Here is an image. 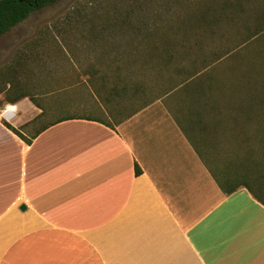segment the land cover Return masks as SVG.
I'll return each mask as SVG.
<instances>
[{
	"label": "crops",
	"instance_id": "1",
	"mask_svg": "<svg viewBox=\"0 0 264 264\" xmlns=\"http://www.w3.org/2000/svg\"><path fill=\"white\" fill-rule=\"evenodd\" d=\"M83 77V112L21 132L30 144L6 123L19 130L11 120L26 108L34 118L74 111V73L66 91L35 96L65 107L24 98L9 121L0 108V264H264V206L218 186L199 153L212 130L171 94L133 107Z\"/></svg>",
	"mask_w": 264,
	"mask_h": 264
},
{
	"label": "rangeland",
	"instance_id": "2",
	"mask_svg": "<svg viewBox=\"0 0 264 264\" xmlns=\"http://www.w3.org/2000/svg\"><path fill=\"white\" fill-rule=\"evenodd\" d=\"M242 8L244 13H236ZM238 15V19L229 18ZM263 16L264 0H58L0 37V91L9 89L11 78L5 73L18 59L22 61L17 64L16 78L22 84L18 94L39 96L66 91V81L74 73V111L64 108L60 111L65 113L53 114L46 109L36 120L26 108V120H11L23 125L19 130L27 137L52 122L83 112V95L90 93L81 82L86 72L94 75L96 83L91 87L96 94L114 86L124 105L143 107L171 94V105L178 108L173 93L184 90L181 87L192 75L204 71L203 63L210 65L218 56L224 57L225 51H234L242 43L239 34L258 26L264 28ZM204 20L211 26H204ZM256 41L243 60L250 58L257 67L253 71L245 67L246 80L252 81L242 91L246 93L251 87L264 95V37ZM188 52L193 58H185ZM232 55L214 62L190 83L215 71L217 82L226 83L232 95L231 89L237 91L244 78L240 61L239 66L234 61L228 64V74L222 70L226 66L222 63L229 62ZM8 92L0 94L2 109L6 108ZM36 100L47 108L65 107L55 98L51 102ZM22 113L17 110L18 116Z\"/></svg>",
	"mask_w": 264,
	"mask_h": 264
},
{
	"label": "trees",
	"instance_id": "3",
	"mask_svg": "<svg viewBox=\"0 0 264 264\" xmlns=\"http://www.w3.org/2000/svg\"><path fill=\"white\" fill-rule=\"evenodd\" d=\"M57 1L0 0V37L9 33L32 14L43 10ZM235 11L238 14L244 13L245 8ZM231 17L238 19L239 15L230 16L229 18ZM262 18L264 20V16ZM206 22H204V26H211L210 22ZM244 26L246 27L245 24ZM209 32L210 30L205 34V38H207L206 35ZM263 32L264 28L258 26L254 30H249L247 34H239L242 43L234 51L240 49V52L234 54V51L230 49L223 54L224 57L233 54L229 62L226 60L222 63L223 66L226 65L222 70H226L227 74L229 72L227 69L228 64L233 61L237 66H239L238 61H240V67H243L241 74L244 78L241 77L240 86L236 87L237 91H234L233 88L231 89L232 95L228 94L225 86L226 83L220 84V82H217L214 75L215 71L209 73L204 78H200L198 81L190 83L196 77L201 76L202 72L212 68L214 62H221L224 57L220 55L210 65L203 63L204 71L201 70L192 75L185 86L181 87L184 90L180 92L176 90L175 96L178 98V108L184 109L187 114H192L189 117L190 119H195V121H191V124L200 126L203 131L212 130L210 133L211 139H204V144L200 146L199 153L218 186L228 195L242 188L247 189L252 197L264 206V95L259 90L255 91L253 88L250 90L251 87L249 90H246L247 92L245 91L246 93L242 91L243 88L245 89L244 85L247 84L248 88L250 86L249 82L252 81V79L251 81L246 80L249 77L245 74V67L251 71L257 67L252 59L249 58L245 62L243 58L247 57L246 54L253 48L251 43L258 38L263 39ZM246 44L247 46H245ZM193 56L191 52H188L185 58H193ZM235 57H237L236 60ZM174 58L175 56L170 57V59ZM203 60L206 62L207 57L205 56ZM15 63V66L11 67V71L8 69L5 73L6 76L9 75V78H11V81L7 82L9 89L0 91V94L9 91L8 95H6L8 100L5 102V106L15 105L24 98H29L35 106L39 107L35 96L17 93L21 90L20 86L22 85L16 78V74L18 73L17 64L19 63L20 65L22 61L18 59ZM43 116L44 110L36 120ZM67 119H60L44 126L43 129L36 133V136L49 126ZM226 125L229 126V130L216 131L217 128L225 127ZM6 126L28 144L31 143V140L26 139L20 133V130L15 129L7 123ZM140 173L141 170L136 167V174L139 175Z\"/></svg>",
	"mask_w": 264,
	"mask_h": 264
},
{
	"label": "built area",
	"instance_id": "4",
	"mask_svg": "<svg viewBox=\"0 0 264 264\" xmlns=\"http://www.w3.org/2000/svg\"><path fill=\"white\" fill-rule=\"evenodd\" d=\"M10 108H11V107H9V106L6 107V108L2 111V113H1L2 117H3L6 121L11 120V119L15 116V113L11 112V111H10Z\"/></svg>",
	"mask_w": 264,
	"mask_h": 264
},
{
	"label": "water",
	"instance_id": "5",
	"mask_svg": "<svg viewBox=\"0 0 264 264\" xmlns=\"http://www.w3.org/2000/svg\"><path fill=\"white\" fill-rule=\"evenodd\" d=\"M25 208H23L22 210H24Z\"/></svg>",
	"mask_w": 264,
	"mask_h": 264
}]
</instances>
